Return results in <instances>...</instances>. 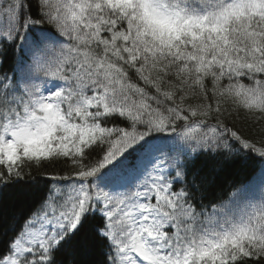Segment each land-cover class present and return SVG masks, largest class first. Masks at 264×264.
I'll return each mask as SVG.
<instances>
[{"label": "snow or ice", "instance_id": "1", "mask_svg": "<svg viewBox=\"0 0 264 264\" xmlns=\"http://www.w3.org/2000/svg\"><path fill=\"white\" fill-rule=\"evenodd\" d=\"M24 184L0 264H264V0H0V193Z\"/></svg>", "mask_w": 264, "mask_h": 264}, {"label": "trees", "instance_id": "2", "mask_svg": "<svg viewBox=\"0 0 264 264\" xmlns=\"http://www.w3.org/2000/svg\"><path fill=\"white\" fill-rule=\"evenodd\" d=\"M247 122L244 124H238L240 127H245ZM59 165L49 166L48 170L57 168ZM256 167L254 164H248L241 166L236 165H225L224 169L219 173V179L217 184L219 187L216 189L217 192L221 188L225 187L228 182L232 181H243L248 179L253 174V169ZM35 171V170H34ZM0 204L8 206L11 210L16 213L27 212L31 207L34 206V197L31 188L27 185H19L16 188L5 190L0 193ZM99 254V245L97 249V255Z\"/></svg>", "mask_w": 264, "mask_h": 264}]
</instances>
